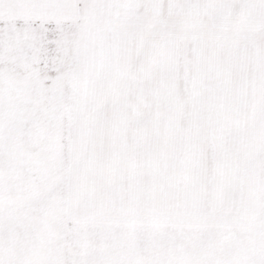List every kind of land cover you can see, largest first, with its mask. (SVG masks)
<instances>
[{
	"label": "snow or ice",
	"instance_id": "obj_1",
	"mask_svg": "<svg viewBox=\"0 0 264 264\" xmlns=\"http://www.w3.org/2000/svg\"><path fill=\"white\" fill-rule=\"evenodd\" d=\"M0 264H264V0H0Z\"/></svg>",
	"mask_w": 264,
	"mask_h": 264
}]
</instances>
